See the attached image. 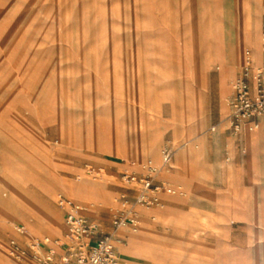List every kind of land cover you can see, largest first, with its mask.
<instances>
[{"label": "rangeland", "instance_id": "obj_1", "mask_svg": "<svg viewBox=\"0 0 264 264\" xmlns=\"http://www.w3.org/2000/svg\"><path fill=\"white\" fill-rule=\"evenodd\" d=\"M249 4L262 24L264 0H0V264L29 262L11 255L17 225L29 239H66L60 195L110 230L121 197L138 187L124 174L161 166L166 147L172 167L159 171L155 193L187 203L135 206L138 226L125 229L141 242L131 250L128 231H118L126 237L121 264H264V177L254 180L248 214L234 191L252 184L247 143L236 148L249 177L219 185L214 169L236 162L233 153L214 161L206 139L200 159L195 141L219 131L206 110L228 109L246 51L254 54L242 34ZM220 52L235 66L227 96ZM73 186L114 206L83 202Z\"/></svg>", "mask_w": 264, "mask_h": 264}, {"label": "built area", "instance_id": "obj_2", "mask_svg": "<svg viewBox=\"0 0 264 264\" xmlns=\"http://www.w3.org/2000/svg\"><path fill=\"white\" fill-rule=\"evenodd\" d=\"M262 62L255 68L251 50L246 51L245 64L235 83L230 101L229 130L241 134L245 125L253 127L264 118V21L262 23ZM174 149L166 147L162 165L149 164L145 173L124 174V181L135 182L134 196L121 197L124 206L111 220V229L101 231L93 220L69 197L60 195L58 204L63 207L67 230L65 240L58 237H38L29 239L28 229L17 225L18 237L11 239V255L16 261H29L28 264H120L119 242L124 237L118 234L121 227L135 229L139 214L137 205L151 206L161 203L155 192L164 184L158 173L162 167H172ZM172 193V187L166 185ZM28 240L26 246L23 244Z\"/></svg>", "mask_w": 264, "mask_h": 264}, {"label": "crops", "instance_id": "obj_3", "mask_svg": "<svg viewBox=\"0 0 264 264\" xmlns=\"http://www.w3.org/2000/svg\"><path fill=\"white\" fill-rule=\"evenodd\" d=\"M263 21H264V19L262 20V23H263ZM248 50H250V49H248ZM261 54H262V50H261ZM262 55H261V57H262ZM242 68H241V70H242ZM236 69L238 71L237 67H236ZM230 112H231V109H227L226 111L225 110L223 111L220 104H219V107H218L216 114H212L206 110V113L210 117L209 118L210 119L209 120L210 125L216 119L217 120V127H218L219 131H217V133L214 135V137L212 135L208 136V137L197 136V139L202 138L201 144L204 143V141H206V139L209 140V142L213 145V148H214V154H213L214 157H215V154H217L216 156L219 157L224 151H227L228 153L232 152L238 167H240V165L243 164V166H242V180L244 179L245 176L249 177L248 163L247 162L243 163L241 156L243 158L245 156L236 148V143H237V141H240L243 145H245L247 143V141L252 142L253 139L255 140L256 155H257L258 161H257L256 169H255L256 174H255L253 169H251V173H250V175L252 177V184H251V187L247 190L248 194L246 197V208L248 209V205H247L248 203L247 202L254 195L252 193L254 191V189L252 187V186H254L253 185L254 180H255V178H256V180H261L264 177V118L261 119L260 124L257 125V129H255L254 132L250 131L248 129V127L244 126L241 134H234L233 136H230V135L228 136L226 134V132L229 130V128L227 127L229 121L226 119H227L228 115L230 114ZM199 132H197V133H199ZM197 139H195V141H197ZM169 140L170 141L172 140V129H171V139H169ZM214 171H215L214 175H217L219 177L218 184L223 185V183H222V172H223L222 166L220 167V169L219 168L217 170L214 169ZM87 187L88 186H86V188L83 186H73V189L75 190V192H79L83 196L81 201L86 202V203H94L95 205H100V206H105V205L110 206V207L114 206L112 204V202H110L106 197L100 196L99 194L90 190L89 187L88 188ZM168 194H171V193H168ZM161 199L163 202H166L165 199H163V198H161ZM166 203H168L169 205H171L172 207H174L176 209H180V208L176 207L175 205L180 204V203H187V202H169V201H167ZM180 210H182V209H180ZM90 218L95 219L92 216ZM97 221L103 222L101 220V218L98 219ZM184 232H186V230L177 232L176 233L177 237L180 236L181 234H183ZM173 233H174V230H173ZM124 242H126V237H124Z\"/></svg>", "mask_w": 264, "mask_h": 264}, {"label": "bare ground", "instance_id": "obj_4", "mask_svg": "<svg viewBox=\"0 0 264 264\" xmlns=\"http://www.w3.org/2000/svg\"><path fill=\"white\" fill-rule=\"evenodd\" d=\"M261 19H260V11L257 8H253L250 4L247 5L244 9V14L242 18V34L244 35V38L246 41H250L251 45L254 48V54H253V61H254V66L255 68L258 67L262 61L261 57V50H262V38H261ZM236 31V39L239 40L240 38V33L239 30L235 29ZM220 59L223 61L225 65V71H223L220 75V89L222 93L227 96L232 94V89L230 86L229 82V77L233 74V69L235 68L234 65L230 64L227 61V56L223 54V52H220L218 54ZM238 62H242V58L238 59ZM237 79V78H236ZM228 109H230V106L227 105ZM245 127H248V129L252 132H254L255 129H257V126L253 127L251 125H245ZM217 126H213L212 129L216 130ZM214 137V136H213ZM201 139H197L196 143L198 144V152H197V158L203 159L206 153L204 154L202 151V146H201ZM164 151V150H163ZM246 151L249 153V167L252 169L254 168V165L257 162V155H256V143L255 140L253 139L252 142L247 141V146H246ZM214 154V148L213 145L210 143V155L211 158L215 161V158L213 156ZM159 160L160 162L162 161V154H159ZM209 156H206V158H210ZM205 158V157H204ZM139 163V162H138ZM229 164L228 166L226 164ZM215 165V163H213ZM223 172H222V180L227 181L228 179H231L232 185H235L239 183L240 181V176L242 172V167H238L236 162L234 160L231 162L226 161L224 164H222ZM216 169V168H215ZM71 195L76 196L78 198L79 195H81L79 192H75L73 187L68 188ZM236 193V196L241 197V199L246 200L248 192H242L238 193L237 190H234ZM245 213L248 214L249 211L247 208H245ZM29 224V229L32 232L33 230V225ZM128 231L126 232L125 236L131 240V245L130 249L134 250V248L141 242V236L139 234H135L127 229L125 227H121L118 231L120 230ZM119 234V233H118ZM120 235V234H119ZM126 242H119V249L122 247V245H125ZM120 264H121V251H120Z\"/></svg>", "mask_w": 264, "mask_h": 264}]
</instances>
